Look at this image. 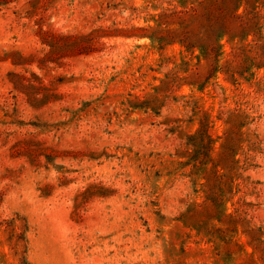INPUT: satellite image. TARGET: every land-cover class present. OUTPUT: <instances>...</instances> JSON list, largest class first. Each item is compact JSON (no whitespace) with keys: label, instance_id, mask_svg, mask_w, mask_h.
Wrapping results in <instances>:
<instances>
[{"label":"rangeland","instance_id":"rangeland-1","mask_svg":"<svg viewBox=\"0 0 264 264\" xmlns=\"http://www.w3.org/2000/svg\"><path fill=\"white\" fill-rule=\"evenodd\" d=\"M0 264H264V0H0Z\"/></svg>","mask_w":264,"mask_h":264}]
</instances>
